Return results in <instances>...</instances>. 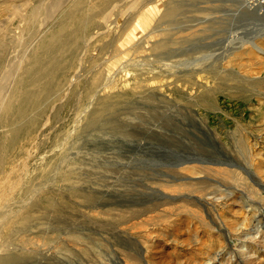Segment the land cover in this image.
<instances>
[{
  "label": "rangeland",
  "instance_id": "obj_1",
  "mask_svg": "<svg viewBox=\"0 0 264 264\" xmlns=\"http://www.w3.org/2000/svg\"><path fill=\"white\" fill-rule=\"evenodd\" d=\"M244 2L0 0V264H264V32L200 40Z\"/></svg>",
  "mask_w": 264,
  "mask_h": 264
},
{
  "label": "bare ground",
  "instance_id": "obj_2",
  "mask_svg": "<svg viewBox=\"0 0 264 264\" xmlns=\"http://www.w3.org/2000/svg\"><path fill=\"white\" fill-rule=\"evenodd\" d=\"M240 3H239V6H241V9H239L237 12H233V13L229 14L228 16L230 18L235 19V18H238L240 15H243V14L246 15L245 17L248 16L247 17L248 19H251L253 14H256L259 16H264V8L261 7L260 5L249 4V2L247 0H245L244 4L242 3L240 5ZM177 11L178 10L175 8L172 10H168L166 12L165 18H167L168 20H173ZM67 30H69V26L64 23L62 25V28L60 29V31L57 34L51 36L43 44L44 46L42 45V47H44L45 50H42L39 54H37V56L32 61L31 65L28 69V73H27V77H26V84H25V88H24V92H23L24 98L27 102L26 107H28L29 105H31L35 102L36 97H38V93H36V92L40 86L45 85L48 89H50L52 80L56 77V75L59 72L60 63H58V61L55 60L54 54L52 51L49 50V48L54 47L56 45V50L58 52H60L61 54L63 52H65L66 49L72 50L71 46L73 47L72 44H74L73 42H74L75 34L73 35V34H70V32H69L70 35L68 34L69 36L67 38H64L65 37L64 32ZM208 30H210L209 32H211V30H214V29L207 28V31ZM255 32H257V30ZM256 34L257 33H255V35H249V38L246 37L243 40V42L244 43L249 42L252 40V38H256ZM206 35H204L200 40H203ZM262 36H264V34ZM201 49L205 50V49H207V47L203 46V47H201ZM199 50H200V48H198V49L193 48V49H190V52L191 53H197V51H199ZM65 54H66V52H65ZM208 58H210V57H208ZM206 59L204 58L203 60H206ZM217 59H219V56L215 58V60H217ZM100 83H101V79H97L95 81V85H98ZM24 111H25V109H24ZM14 135L18 136L20 134L17 133ZM15 140H16V138H15ZM196 167H194V165H193V167L186 168L184 170L193 171V170H195ZM200 169L204 170V169H206V167H200ZM172 172H174V170ZM175 174H177V172H175ZM181 181L179 182V180L173 179V181L172 180L168 181V182L164 181V183L158 182L157 186L160 189H164V191L167 189H171V191H173L174 193L188 192L191 195L206 193V191L209 188L211 189V187H213V189L215 188V191L213 194L217 195V192H222V190L220 189L219 182H216V181L214 183H211V185H208L207 187H201L200 183L198 184V183H193V182H189V181H186V182H181ZM175 200H176V198H175ZM150 210H151L150 207H145L144 209H142L140 211L132 212L131 216L137 217L141 213H146V212H149ZM185 212L189 216H194L199 222H201L203 220L202 216L199 215L200 211H195V210H191V209L187 208V211H185ZM184 215H185V213H184ZM145 223H146V221H145ZM147 223H148V221H147ZM258 229H259V225L254 229V231L257 234H259Z\"/></svg>",
  "mask_w": 264,
  "mask_h": 264
},
{
  "label": "water",
  "instance_id": "obj_3",
  "mask_svg": "<svg viewBox=\"0 0 264 264\" xmlns=\"http://www.w3.org/2000/svg\"><path fill=\"white\" fill-rule=\"evenodd\" d=\"M246 15H240L238 18L231 19L228 16V13L221 12V17L216 18L213 22H215V25H221L220 30H211V36H205L203 40L211 39L213 37H220V36H227V39H229L232 35H239L242 33H245L247 30H249V27L251 28V31L253 30L254 33H258L261 31L264 32V16H259L256 14H253L251 19H248L245 17ZM257 30V32H255ZM264 34V33H263ZM262 34V35H263ZM226 42V39H220L217 40L218 44H223Z\"/></svg>",
  "mask_w": 264,
  "mask_h": 264
},
{
  "label": "built area",
  "instance_id": "obj_4",
  "mask_svg": "<svg viewBox=\"0 0 264 264\" xmlns=\"http://www.w3.org/2000/svg\"><path fill=\"white\" fill-rule=\"evenodd\" d=\"M249 4L260 5L264 7V0H247Z\"/></svg>",
  "mask_w": 264,
  "mask_h": 264
}]
</instances>
